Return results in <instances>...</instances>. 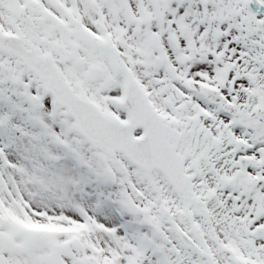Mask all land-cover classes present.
Segmentation results:
<instances>
[{
	"label": "snow or ice",
	"instance_id": "6c2138e0",
	"mask_svg": "<svg viewBox=\"0 0 264 264\" xmlns=\"http://www.w3.org/2000/svg\"><path fill=\"white\" fill-rule=\"evenodd\" d=\"M0 264H264V0H0Z\"/></svg>",
	"mask_w": 264,
	"mask_h": 264
}]
</instances>
